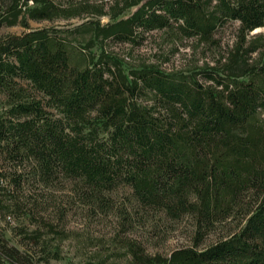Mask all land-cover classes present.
<instances>
[{
	"label": "trees",
	"instance_id": "16d2710c",
	"mask_svg": "<svg viewBox=\"0 0 264 264\" xmlns=\"http://www.w3.org/2000/svg\"><path fill=\"white\" fill-rule=\"evenodd\" d=\"M17 24L0 34V264L60 258L40 209L66 182L96 212L132 190L108 248L127 264H264V0H0ZM182 48L203 57L169 68ZM15 215L36 225L19 244ZM184 218L191 242L168 253L123 234Z\"/></svg>",
	"mask_w": 264,
	"mask_h": 264
},
{
	"label": "rangeland",
	"instance_id": "374dc122",
	"mask_svg": "<svg viewBox=\"0 0 264 264\" xmlns=\"http://www.w3.org/2000/svg\"><path fill=\"white\" fill-rule=\"evenodd\" d=\"M74 2H89L94 5L108 4L111 0H73ZM85 16V15H84ZM82 18L60 19L55 22L49 20L35 21L30 20L32 27H41L47 25L71 24L77 23ZM104 18L103 20H106ZM237 23L228 25L222 32L223 41H227L233 35ZM25 28L17 25H3L0 28V34L21 33ZM261 30V29H258ZM254 30V32L258 31ZM152 42V41H151ZM146 42L140 52L149 54L154 51L153 44ZM209 52V51H208ZM187 48H182L181 52L175 55L167 64L169 68L183 65L185 61H196L203 57L201 51H196L195 56L190 54ZM210 53V52H209ZM192 56V58H190ZM50 194V193H48ZM113 207L107 212L93 211L89 206L81 202L77 196L73 195L70 184L64 183L54 191L52 197L48 196L46 203H42L43 209H40L45 218L53 221L56 228L62 229L65 234L64 239H57V246L61 252L60 258H50L47 262L39 264H84L85 262L96 263L99 259L110 258L109 262L113 264H127L124 258L111 256L110 240L115 232L121 231V218L118 216V208L124 205L131 206L132 190L128 186L121 185L112 193ZM16 224L6 225L3 228L4 234L10 238L14 244H19L20 236L17 228L29 226L30 229L36 225L30 223L25 216H16ZM2 225V224H1ZM220 231L209 235L205 243L216 239ZM123 234L137 236L145 241L149 251L170 252L173 248L188 244L193 236V227L189 218H184L179 222H162L156 228L151 227L150 221L145 225H136L132 230L125 231Z\"/></svg>",
	"mask_w": 264,
	"mask_h": 264
}]
</instances>
